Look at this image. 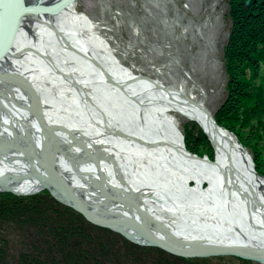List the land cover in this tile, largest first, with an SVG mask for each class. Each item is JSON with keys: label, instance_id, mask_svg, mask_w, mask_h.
I'll list each match as a JSON object with an SVG mask.
<instances>
[{"label": "bare ground", "instance_id": "6f19581e", "mask_svg": "<svg viewBox=\"0 0 264 264\" xmlns=\"http://www.w3.org/2000/svg\"><path fill=\"white\" fill-rule=\"evenodd\" d=\"M56 1L22 0L21 18L34 19L40 15V10ZM75 5L76 1L56 17L40 15L33 22L18 23L13 39H5L6 30L0 29V49L7 53L0 59V91L7 95L9 108L16 109L12 102L28 108H35L37 104L40 116L72 133L70 139L53 133V137L43 140L34 134V122L24 119L17 126L22 127L23 135L29 136L31 149L40 156L45 155L43 148L51 142L53 147H64L67 156L72 154L77 158L79 155L82 164L69 165L76 169L73 176L84 175L83 182L89 180L92 188L98 190L100 179L98 181L94 147L89 141L100 133L105 151L117 163L116 168L113 163L109 164L108 172L121 195L130 202L127 204H132L133 212L121 209L124 208L121 204L116 205L119 212L134 215L137 209L146 211V222L153 227L147 228L154 233L166 230L167 235L193 241L211 239L228 243L242 242L249 235L248 242H263L261 246H264V177L256 170L263 178L253 174L252 155L231 131L217 122L215 113L220 105L211 110L206 105L205 93L201 98L193 92L186 93L183 83L171 87L141 74L142 71L134 74L113 58L95 26ZM11 12V0L0 4V26ZM41 17L45 18L41 20ZM56 31L60 34L56 35ZM3 75L33 93L37 90L36 103L32 104L23 91L9 89L1 79ZM115 83L122 86V91ZM167 87L168 91L164 89ZM202 107L208 109L215 124ZM70 112L76 117L69 119L65 114ZM175 114L200 125L214 144L212 158L203 154L199 155L205 158L203 160L181 159L184 135L176 127ZM110 129L131 135L141 143L167 146L146 148L126 138L106 135ZM31 159L25 152L15 151L12 143L0 136V175L12 179L7 182L9 187L21 191L40 187L31 179L16 178L22 173L39 171ZM39 173L45 175L46 172ZM166 173L175 176L161 182ZM121 175L131 184L134 190L131 194L137 197L132 198L127 189H120L124 180ZM169 181L174 182V187L167 185ZM191 181L194 182L192 187ZM83 182L80 180L78 185L83 186ZM80 188L87 191L85 187ZM138 192L142 195L136 194ZM146 194L150 198L145 197ZM77 215L82 217L81 213ZM224 220L246 229L236 235Z\"/></svg>", "mask_w": 264, "mask_h": 264}, {"label": "trees", "instance_id": "16d2710c", "mask_svg": "<svg viewBox=\"0 0 264 264\" xmlns=\"http://www.w3.org/2000/svg\"><path fill=\"white\" fill-rule=\"evenodd\" d=\"M230 0L231 29L223 49L226 97L215 118L252 155L264 175V0ZM186 148L212 158L200 128L187 123ZM14 230L20 248L9 250L3 227ZM0 264H212L130 244L80 220L47 191L29 196L0 193ZM218 259H232L220 257ZM242 264H253L242 260Z\"/></svg>", "mask_w": 264, "mask_h": 264}, {"label": "water", "instance_id": "95a60500", "mask_svg": "<svg viewBox=\"0 0 264 264\" xmlns=\"http://www.w3.org/2000/svg\"><path fill=\"white\" fill-rule=\"evenodd\" d=\"M0 1L2 3L5 0ZM21 1L22 0H11L12 12L9 18L4 20V24L2 23L0 26L1 30H6L7 36L5 37V39L14 38L16 34L15 28L17 27L18 23L24 21L33 22L37 20V16L40 15L45 16L46 18L56 17L62 11L66 10L69 6L75 3L76 0H58L53 4L45 6L44 9L40 10V15L33 17L34 19L21 18V13L23 12L22 9L20 10ZM248 2L249 1L246 0L245 5H247ZM45 17H41V20ZM58 34L60 33L56 31V35ZM6 55L7 53L5 52V49H0V59L5 58ZM93 63L98 64L95 63V61H93ZM102 74L109 80L108 76H106V73L102 72ZM1 79L4 80L6 86L9 89H12L14 87L20 91H23V93L27 96V99H29L32 104L36 103L35 99L36 93H38L37 90L36 93H33V91L31 90L25 89V87L21 83L15 81V79L13 78L11 79L10 76L3 75ZM109 81H111V79ZM114 85L122 91L121 85L117 83H115ZM167 88L164 89L168 91L169 88ZM8 104H10V102L7 101V95L1 93L0 91V136L8 139V141L12 143L14 150L18 153L25 152V154L30 155L33 164L36 165V167L34 168L39 169V171L32 172L30 174H19L16 176V178L31 179L32 181L38 182L40 184V187L34 189L33 191L17 190L9 187V185L7 184V182L12 181L11 178L6 175H0V184L3 186V188L0 189V192L11 193L16 196H28L45 190L52 198L61 203L63 206L69 208L71 212L75 214L80 220L88 223L89 225L107 232L124 242L144 248H149L172 257L194 259L217 256H232L243 260L252 261L258 264H264V246H261L263 242L255 244L251 243V241L248 242L250 240L247 238L249 235H246L243 238L242 242L235 243L214 241L211 239H205L204 241L200 239L201 241L199 240L198 242V240L193 241L192 239H184L175 235H167L168 233L166 230H161L158 233H154L153 230L147 228V226L151 227L152 225H149L146 222V211H140L136 208L137 212L134 215L122 214L117 209L118 204L124 206V208L121 209H127L129 211H131L130 209H132V204H127L130 202L126 200V197L121 195L122 193H120L121 191H119V186L113 181L110 172H108L109 164L113 163V168H116L117 163L113 162L111 157L105 151L106 147L103 140L100 139V133L96 134L94 136V139H92L94 141V145L91 139L89 141L90 146L94 147L93 154L95 155L98 181L100 179L97 190L96 188H92V185L88 183L89 180L83 182L85 180L84 175L78 174L79 176H73V174L76 173V169L71 168L69 165L74 166L73 164L75 162H77L78 166L82 164V162H80L78 158L80 157L79 155H77V158H75L72 154H69V156H67L64 151V147H53V145H50V142L46 143L43 148L46 149L45 155L40 156L36 151H33L31 149L32 145L30 139L28 138L29 136L27 137L22 134V127L17 126V123H21L24 119L32 120L34 122V134L36 136L38 134L41 139L43 138V140H48L50 137H53V133H56L57 135L62 137H66V139H70L72 137V133L70 131L62 129L61 126L50 124L47 120H45V118L40 116L39 113L41 110H37L38 108L40 109L37 104H35V108H28L22 106L21 104H18L17 102H12V105L16 106V109L14 111L9 108ZM202 109L204 110L206 116L213 121V118L208 109L203 107ZM102 117L104 120V116ZM214 122L215 121H213V123ZM198 126L200 127L199 124ZM111 130L114 131V133H112ZM108 133L109 134L106 135L126 138L128 140L135 141L146 148H152L154 146H162L164 148L167 146V144L165 143H159L157 145H154L152 143H141L139 139H135L131 135L116 131L115 129H110ZM203 133L205 132L203 131ZM205 135L214 151V144L212 140L208 138L206 133ZM182 153L183 154L181 159L183 161H186L187 159H205L204 157L201 158L195 154L188 152L185 147L182 148ZM40 171L46 172L45 175L39 173ZM71 171H73L72 174ZM253 171V174L256 177H262L255 172L254 168ZM41 175H44V177H41ZM80 180L84 183L83 186L78 185ZM76 181H78V183H76ZM121 183L122 186L120 187V189H127V194L130 193L129 195L132 196V198L137 197V195L131 194L134 193L132 192L134 190L131 189L125 179L122 180ZM80 187H85L87 191L81 189ZM136 194L141 193L138 192ZM253 197L256 199V202H258V198L256 196ZM77 213H81L82 217L77 215ZM220 219L223 220L226 218L222 216ZM223 222L226 224L228 221L224 220ZM229 224L231 225L233 232L235 233L242 232L246 229L243 226L235 227L232 223Z\"/></svg>", "mask_w": 264, "mask_h": 264}, {"label": "rangeland", "instance_id": "374dc122", "mask_svg": "<svg viewBox=\"0 0 264 264\" xmlns=\"http://www.w3.org/2000/svg\"><path fill=\"white\" fill-rule=\"evenodd\" d=\"M229 1L76 0L75 8L91 21L105 47L120 64L137 75L142 71L141 74L166 86L178 87L183 83L186 93L193 92L200 98L205 93L206 105L214 110L226 97L227 76L223 49L231 29ZM249 2L245 5L246 8L249 7ZM65 115H69V119L70 116L76 117L71 112ZM85 116L92 121L89 116ZM175 116L176 127L183 136L186 124L191 120ZM195 125L198 127V124ZM203 135L206 137L205 133ZM209 146L211 147L210 143ZM184 147L190 152L185 142ZM211 152L214 156L212 147ZM259 159L264 161L262 157ZM252 164L256 170V162L252 160ZM260 166L264 167L261 163ZM172 176L175 175L166 173L161 182ZM168 184L174 187V182L169 181ZM189 184L190 187L194 186L192 181ZM128 185L131 186L130 183ZM202 186L206 187V184L203 183ZM144 196L148 197L147 194ZM3 229L9 250L17 254L20 245L18 246V239H15L14 230L11 231L6 226ZM220 257L232 259H218ZM203 259L212 264H242L232 256L188 260Z\"/></svg>", "mask_w": 264, "mask_h": 264}]
</instances>
